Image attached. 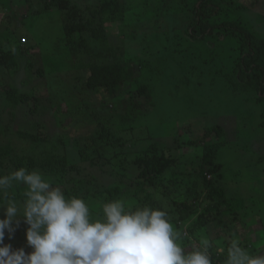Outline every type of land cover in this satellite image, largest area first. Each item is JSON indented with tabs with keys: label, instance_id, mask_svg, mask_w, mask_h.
<instances>
[{
	"label": "trees",
	"instance_id": "obj_1",
	"mask_svg": "<svg viewBox=\"0 0 264 264\" xmlns=\"http://www.w3.org/2000/svg\"><path fill=\"white\" fill-rule=\"evenodd\" d=\"M46 1L48 8H58L65 16L68 10H73L71 2ZM120 1L102 0L100 10L106 16L107 22L123 20L124 9ZM172 4L174 14L164 18L168 28L164 35L165 41L158 45L168 50V43L174 40L175 42L171 43L174 46L172 51L179 53L177 50L181 46L189 48V44L194 42H200L198 46L201 49L210 48L213 46L210 40H213L219 48L226 50L225 63L229 65L227 70L219 73L215 71L217 76L225 77L231 90L243 93L246 99L261 108V113L257 117L254 116L255 111H248L249 115L234 116L237 124L231 128L233 138L229 137L225 130L226 120L233 117H225L224 122L212 123L210 119L215 117L217 119V112L207 114L205 106L203 110L197 107L194 110L193 106L183 108L192 115L203 119L207 117L209 120L201 129L191 128L187 131L188 135H185V138L197 135V140L188 142L203 146L202 168L206 169L207 166L209 168L206 172H200L203 185L201 183L197 187L194 184L195 191L194 187H191L184 194L176 191L177 195H173V186L165 185L166 179L163 178L165 174L168 176L173 173L172 175L180 178L198 174V169L186 173L176 171L177 155L171 142H176L183 135L169 118L161 119L155 112L157 102L149 84L151 77H147V74L152 73L160 76L162 70L148 64V60L145 59L147 53L143 56L140 53L132 56L126 47L127 43L132 41L142 44L144 38L136 34L121 36L120 41H114L106 35L105 22L101 25L94 24V21H87L83 13L76 21H71V14L64 18L69 53L74 58L87 57V63L79 60L80 64H77L79 70H84L85 75L88 74L84 81V89L98 92L103 103L111 102V107H106L108 112L103 115V120L98 121L99 118H96L97 122L92 129L86 131L90 139L85 136V143H79L80 140L75 138L59 137L51 140L50 135L43 132V125L38 122L27 121L26 130H16L13 133H10L12 131L8 128L0 127V175H8L20 169L19 166L30 172L38 171L50 178L53 186H59L66 197L75 196L86 203L92 202L91 200H95V203L97 201L104 203L120 199L125 193L117 182V176H121V179L131 181L130 187L133 188L131 199L169 213L173 226L181 234L178 241L181 246L191 250L193 245L206 239L210 244L209 251L213 264H224L230 243L225 242L216 246L210 237V226L216 224L221 229H227L230 225L236 224L239 218L238 211H243L250 201L248 199L246 201V198L240 195L237 199L230 196L228 185L219 183V179H225V166L219 157L222 149L228 146L236 148L235 154L240 162L244 161L243 164L250 165L249 171H252L250 169L253 165L264 163V155L254 164L246 163L244 155L247 150H242L238 147L241 144L234 142L240 140L238 134L245 135L243 130L248 124L246 121L248 119L251 120L248 132L255 139L264 140V38L254 35L255 30L252 26L247 27V21L240 16L224 14L219 17L221 0H178ZM75 35H79L78 40L74 39ZM185 43L188 44L184 45ZM156 46L150 48L154 51ZM160 54L162 53L149 52L147 56L158 57ZM212 57L213 60H207L212 62L217 58L216 55ZM20 59L27 60L24 52L0 49V68L17 69ZM30 64L27 63V66ZM43 71L42 68L37 69V76L43 77ZM199 86L201 85H194L196 90ZM211 86L205 88L203 85L198 89V94H202L201 97L204 98L202 100L204 104L207 103L206 96L215 94ZM5 95L13 110L19 105H28L33 100L31 91L19 88L14 83L9 85ZM163 97L164 100H171L169 95L166 99ZM167 100L165 102H169ZM177 103L179 107H183ZM91 109L92 113L96 111ZM177 117L178 115L175 118ZM11 119H14L13 112ZM164 138L167 139V143ZM218 139H221V142H217ZM102 174L111 180L114 179L109 188H103L105 186L97 181L98 176ZM260 174L253 173V176ZM22 190L23 186L14 185L11 194L20 200ZM90 210L94 217H100L98 210L93 206ZM3 211L0 210L2 213ZM252 212L257 213V210H252L250 214ZM245 214L249 221L252 216L248 212ZM250 225L254 231L258 230L257 225ZM27 227L21 221L14 239H7L6 234L5 243H11L14 249L24 248L30 253L32 249L28 247L26 241ZM263 229L264 225L261 230L263 234L259 236L261 241L264 239ZM261 241L252 248L248 247L247 243L251 242L247 239L243 247L253 256L255 252H264V243ZM219 247L223 248V251H219Z\"/></svg>",
	"mask_w": 264,
	"mask_h": 264
},
{
	"label": "rangeland",
	"instance_id": "obj_2",
	"mask_svg": "<svg viewBox=\"0 0 264 264\" xmlns=\"http://www.w3.org/2000/svg\"><path fill=\"white\" fill-rule=\"evenodd\" d=\"M60 1L71 2L73 6V10H68L66 16L58 8H48L46 0H0V49L24 52L27 58L26 61L20 59L17 69L0 68V127L8 128L12 131L10 133H13L16 130H26L27 121L38 122L43 125V132L50 135L51 140L59 137L75 138L80 140L79 143H85L84 137L89 138L86 131L92 129L97 122L96 118H99L98 121L103 120V115L108 112L106 107H111V102L104 104L98 92H89L84 89V81L88 74L85 75L84 70H79L77 64H80L79 60L87 63V57L74 58L69 53L68 37L65 35L64 18L71 14V21H76L85 14L86 20L94 21V24L101 25L105 22L106 35L114 41H120L121 36L136 34L142 36L144 38L142 44L136 43V41L127 43L126 47L130 55L135 56L140 53L143 56L145 53L148 55L149 52L162 53L158 57L145 55L150 66H156L162 70L160 76H155L153 73L147 74V77H151L149 84L157 102L155 112L161 119L169 118L170 122H173L175 127L182 132V137H179L176 142H171L177 155L176 171L186 173L198 169V174L180 178L172 175L173 173L168 176L165 174L163 177L166 179L165 185L173 186V195H177L178 191L184 194L188 189L193 188L194 184L197 187L201 183L203 185L200 172H206L209 169L208 166L206 169L202 168L203 146L188 142V140H197V135L186 138L185 135H188L187 131H190L191 128L201 129L209 120L207 117L203 119L192 115L188 111H184L183 108L193 106L194 110L196 107L203 110L205 106L207 114L217 112L218 118L210 119L212 123L213 121H225L227 117L234 118V116L245 115L248 114V111H255L254 116L256 117L261 113L259 106H255L253 101L246 99L243 93L231 90L226 78L217 76L215 73V71L219 73L229 69V65L225 63L226 50L219 48L213 40H210V43L213 44L210 48L201 49L198 46L200 42H194L189 44V48L181 46L179 50L176 49L179 53L172 51L174 46L171 43L175 42L174 40H170L168 43V50L164 49L162 45H158L165 41L164 35L168 30L164 18L174 14L172 3L178 0H121L124 16L123 20L117 22H107L106 16L100 10L102 0ZM221 1L219 17L224 14H230L232 17L240 16L247 21V27L248 25L252 26L255 30L254 35L264 38V0ZM182 25H184V21ZM74 39L78 40L79 35H75ZM186 44L188 43L184 45ZM155 45L157 46L153 51L150 47ZM213 55H216L217 58L212 62L208 61L209 59L213 60ZM27 63L28 65L31 63L30 66H27ZM206 65L210 67L205 68ZM39 68L44 69L43 77H38L36 74ZM13 83L17 84L19 88L31 91L33 97L30 104L19 105L15 110L10 107L5 95L9 85ZM194 85H205V88L212 85L215 94L211 93L210 96H206L207 103L204 104L202 94H198V89L201 86L196 90ZM167 95L171 100L166 99ZM162 97L169 102H165L166 100ZM177 102L183 107H179ZM91 108L96 111L92 113ZM12 112L14 113L13 120L11 119ZM233 118L230 120L228 118L225 125V130L232 138L233 130L231 128L237 124L236 119ZM253 119L257 120V118ZM246 121L248 124L251 122L250 119ZM248 124L243 130L246 136L238 134L240 140H234V142L241 144L238 147H241L242 150H247L244 155L245 162L254 164L257 159L263 158L264 140L255 139L248 132L250 130ZM183 125H185V129ZM164 141L167 143L166 138ZM217 142H221V139H218ZM236 151V148L228 146L222 149L219 158L225 166L226 180L219 179V183L228 185L230 196H234L236 199L242 196L250 202L243 211H238L239 218L236 224L230 225L227 229H221L216 224L211 225L210 237L215 241L216 246L225 242L226 244L231 243L235 238L240 240L241 247H243L246 240L249 239L251 243H247L248 247L254 248L259 245L258 243L261 241L259 236L263 234L261 230L264 225V163L263 165H253L250 169L252 171H249L250 165L243 164L244 161L240 162L239 157L235 154ZM19 168L22 167L19 166ZM236 173L239 175L237 176ZM253 173L261 174L253 176ZM117 177L118 184L123 187L125 192L118 200L125 201L126 209L147 206L131 199L133 195V188L130 187L131 181L121 179V176ZM98 179L99 184L105 186L103 188H109V185L114 183V179L111 180L104 174L99 175ZM176 185L179 187L177 188ZM159 194L161 196L162 192ZM91 201L87 204L90 209L91 206L97 209L100 217L102 216V205L100 204L112 202L97 201L95 203V200ZM252 210H257V213L260 211L259 215L253 212L250 214ZM245 212L252 216L249 221ZM2 216L3 213L0 212V218ZM249 223L257 225L258 230L254 231ZM261 242L264 243V239ZM218 249L221 251L223 248L219 247ZM257 255H264V252H255L253 256Z\"/></svg>",
	"mask_w": 264,
	"mask_h": 264
},
{
	"label": "clouds",
	"instance_id": "obj_3",
	"mask_svg": "<svg viewBox=\"0 0 264 264\" xmlns=\"http://www.w3.org/2000/svg\"><path fill=\"white\" fill-rule=\"evenodd\" d=\"M14 185L24 187L20 200L11 194ZM0 209V264H213L208 240L191 250L181 246L166 210H126L125 201L114 200L94 217L83 199L66 197L38 171L0 175ZM21 221L28 226L30 253L5 243L6 234L14 239ZM224 264H264V255H250L234 238Z\"/></svg>",
	"mask_w": 264,
	"mask_h": 264
}]
</instances>
